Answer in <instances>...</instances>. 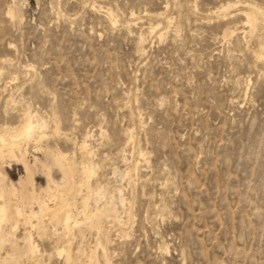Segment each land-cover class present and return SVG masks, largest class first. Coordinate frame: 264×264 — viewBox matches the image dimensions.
<instances>
[{
  "label": "rangeland",
  "instance_id": "obj_1",
  "mask_svg": "<svg viewBox=\"0 0 264 264\" xmlns=\"http://www.w3.org/2000/svg\"><path fill=\"white\" fill-rule=\"evenodd\" d=\"M263 12L264 0H0V133L29 109L48 124L40 145L79 161L75 143L90 131L91 183L117 204L102 228L86 220L72 235L47 219L45 235L3 224L0 264H66L59 238L70 264H264ZM33 143L23 146L36 155ZM4 171L1 189L23 175ZM35 183L47 185L42 174Z\"/></svg>",
  "mask_w": 264,
  "mask_h": 264
},
{
  "label": "bare ground",
  "instance_id": "obj_2",
  "mask_svg": "<svg viewBox=\"0 0 264 264\" xmlns=\"http://www.w3.org/2000/svg\"><path fill=\"white\" fill-rule=\"evenodd\" d=\"M238 2H240V1H238ZM233 3H235V1ZM244 3H246V2H244ZM252 4L253 3H251V5ZM253 5H252V7H253ZM230 7H232V5L230 3L229 4H225V5L220 6L218 8V11H220V12L226 11ZM235 7H236V5H235ZM260 9H257V10L259 11ZM216 10H217V8H216ZM262 11H260V12H262ZM241 13H243V12H241ZM9 14L11 16L13 15L12 10L9 11ZM105 15L107 16V18L112 23H114V24L117 23V19H116V16H115V13L113 12V10L107 9L105 11ZM130 16H131V18H134L135 14L134 13H130ZM243 16H244V20L241 19V20H243L242 21L243 26L249 27L250 31L252 29H254L255 25H256L255 17L252 14H250L249 12L248 13L244 12ZM161 17H163V15ZM129 24H131V23H129ZM150 26H152V25H150ZM154 26L151 27L153 30L156 29V27H154ZM166 26H167V24H166ZM165 29L167 31V28H165ZM161 31H163V30H161ZM155 34H157V33H155ZM231 34H232V32H230L229 30H225L223 37L224 38L230 37ZM243 34L246 35L247 32L245 31V33H243ZM142 36L140 35L139 43L137 42L139 47H142V45H143L142 43L144 42L143 41L144 40L143 39L144 36L143 37ZM23 114H25V117H24V120L22 121L23 122L22 125L19 128L12 129V130H7L5 132L1 131V133H0V176L3 174V172H5L4 168L11 169V167L13 165L14 166H19V167L21 166L23 168V175L20 176V178H19V180H18V182L16 184L13 183V182H10V183L8 182L9 183V187H8L7 190L0 188V240H2L3 235H4L3 234L4 232L2 231V225L5 224V223H7V224L10 223L11 224V231L13 233L16 231V229L18 227V224L20 222H23L24 225H29L32 230H34L37 227V229L40 230V234L42 233L43 235L46 234V230H47L46 224H45V220L46 219L49 222L54 223L56 226H60L63 229L62 232L64 234L65 233H70V231H71L70 230V226L72 224H74V227L80 226V225L82 226V223L86 222V220L89 221L88 224L92 225L91 227H93V226H95V227L99 226L100 227V225L103 226L101 224V222H100L101 217L104 216V214L106 212L115 211V205L117 206V204H114L115 201L113 202V200H111L113 203H111L110 200H108V202H110L111 204L110 203H106L104 205V193H106V191L104 192V190H105L104 186H102V184H101L103 181L101 183H96L95 187H93V185L91 183V179L96 174V171H95V167H94V164H93V161H92L93 157H94V154H93V150L91 148V144L89 143V140H90V138L92 136V134H90V131L85 136H83L84 138L79 144L75 143V146L77 147V150H78V152L80 154V160L77 161V160H75L73 158V156L70 157L69 154L63 152L57 145L54 148H52V147H50L48 145L41 146L40 145L41 142L44 139H46V137H47L46 129L48 127V124H47L46 120H44L42 117L38 116L36 113L35 114L31 113L29 111V109H28V111L26 113H23ZM55 131L57 132V126L55 128ZM124 133H125V131H124ZM100 135L102 137H104V133L103 132H101ZM124 135L127 136L128 134H124ZM31 141H33L35 143V144L33 143V145H36L35 146V151H34L36 153V155L35 154H31L28 151V148L26 146H23V144H28ZM28 146H30V145H28ZM125 147L126 146H124V148ZM38 154H41L43 157L41 158V157L37 156ZM141 160H143V159H141ZM94 162H98V160L94 161ZM98 167L99 166H97V168ZM100 167H101V165H100ZM55 170L62 176V179H63L62 183L59 182L55 178V176H54ZM39 174H42L45 177L47 185L45 187H41L39 190H37V186H36V183H35V178ZM114 175H116L115 172H114ZM123 175H125V174H123ZM130 180H132V179H130ZM83 190H86L87 193H83ZM91 190L95 191L94 194L96 195L95 196L96 199H95V203H94L95 206L93 205L94 208H92V209H91L92 206L90 207V202L92 200L91 197H94V195H93V193L89 194V192ZM115 190H117V189H115ZM121 191L122 190L119 189V191H116V192L119 193V197L118 196L117 197L119 198L120 202L123 204L125 199L123 198L124 196L122 197ZM111 193H113V192H111ZM71 195H72V199L69 198ZM76 195L79 196V198H80L79 201L77 199H73V196H76ZM111 195H114V194H111ZM78 196H77V198H78ZM119 200L117 199L116 201H119ZM78 202H80V203H78ZM93 202H94V200L92 201V203ZM25 208L27 209V212H25ZM113 213H116V216H117V212H113ZM127 214L128 213H126V215ZM80 216H83L84 219L82 220ZM116 216H115V218H116ZM105 219H107V217ZM35 220H41V225L40 224L39 225H36V224L34 225L33 221H35ZM111 221H112V219H111ZM122 222H121V224L120 223H117V224L123 225ZM51 223H48V224H51ZM85 226H86V224H85ZM53 227H54V225H53ZM88 228H90V227H88ZM100 228H102V227H100ZM57 229H59V228H57ZM57 229L54 228L55 233H57ZM84 231H86V230H84ZM105 231H103V232H105ZM82 232H83V230H82ZM121 232H122V230H121ZM60 233H59V235H60ZM80 234H81V232H80ZM88 234H90V232ZM81 235L83 236L84 234H81ZM5 236H7V233H6ZM41 236L42 235H40V238H41ZM66 236H68V235H66ZM105 236L106 235H104V237ZM76 237H79V236H76ZM89 237H90V235H89ZM23 238L28 243L27 245H30L31 250L33 252H35V251L37 252L39 246L33 240V234L31 233V231H27L26 230L25 233H24V237ZM55 238H56V236H55ZM99 239H97V240H99ZM2 241H0V242H2ZM60 241L61 240L59 238V240L57 242V246L55 247V252L59 256H64L63 259H65V263L66 264H70L71 261H72L71 251H70L69 248H66L65 246L59 245ZM97 243H99V241ZM78 245H79V243H78ZM98 245L99 246L96 247V248H99L101 246L100 243ZM89 246H91V245H89ZM79 247L80 246H78V248ZM16 248H19V247H16ZM29 250H27V251H29ZM102 250H103V253L105 254V252H106V251H104L105 249L102 248ZM92 251H94V250H92ZM13 253H15V252H13ZM29 253H31V252H29ZM38 253H39V250H38ZM5 254H4V256H6ZM90 254H91V257H90L91 259L95 257L94 256L95 252H91ZM80 255H82V254H80ZM96 256H98V255H96ZM88 258H86V259H88ZM43 259H46V258H43ZM77 259H79V258L77 257ZM3 260H4V258H3ZM95 262L96 261H94V263ZM6 263H8V261ZM6 263H4V264H6ZM21 264H22V262H21ZM43 264H44V262H43Z\"/></svg>",
  "mask_w": 264,
  "mask_h": 264
}]
</instances>
